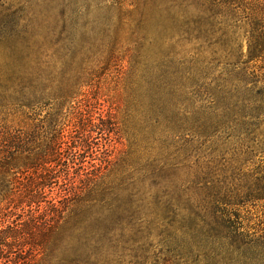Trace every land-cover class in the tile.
I'll return each mask as SVG.
<instances>
[{
    "label": "trees",
    "instance_id": "trees-1",
    "mask_svg": "<svg viewBox=\"0 0 264 264\" xmlns=\"http://www.w3.org/2000/svg\"><path fill=\"white\" fill-rule=\"evenodd\" d=\"M5 1L0 0V17L8 19L0 20V264H146L154 240L173 260L186 261L193 248L206 254L224 246V234L238 243L229 213L220 209L243 201L244 192L264 196V168L261 175L241 178L234 169L225 175L221 163L231 152L240 164L264 125V74L249 72L250 63L264 55V5ZM21 16H48L59 25L60 31L45 34L48 62L22 59L18 42L39 35L20 38ZM238 32L246 54L236 46ZM120 55L130 88L125 116L137 121L142 141L133 161L111 159L107 148L120 141V123L108 111L93 117L83 93ZM208 55L235 61L208 82L213 75L197 60ZM48 106V118L33 123L34 113ZM65 107L71 110L67 116ZM252 109L258 112L251 115Z\"/></svg>",
    "mask_w": 264,
    "mask_h": 264
},
{
    "label": "rangeland",
    "instance_id": "rangeland-1",
    "mask_svg": "<svg viewBox=\"0 0 264 264\" xmlns=\"http://www.w3.org/2000/svg\"><path fill=\"white\" fill-rule=\"evenodd\" d=\"M14 0H6V6L11 4ZM258 2L264 5V0H257ZM13 4V3H12ZM25 18H16L17 21V31L24 32L20 38H31L39 35V39L36 41L30 39L26 42L21 40L18 42L19 52L21 53L22 59L25 62L35 61L37 58L44 62H48V37L45 38L46 32L48 29H56L60 31V27L55 26L53 21L48 19V16L33 17V16H21ZM0 20L7 22V16ZM43 33V34H42ZM242 32H238L234 39L237 41L236 46L242 47V53L246 54L247 45L243 38H241ZM232 47L237 54L238 47ZM28 48V49H27ZM40 51V54H35L37 51ZM217 57L200 56L198 57L199 68H204L203 71L208 72L209 81L214 78V75L217 76V72H221L225 65L233 63L235 60L228 61L224 56L215 60ZM225 60H224V59ZM2 60V59H0ZM152 61V60H151ZM225 63V64H224ZM250 66L253 67V70L249 69V72H253L254 75L261 77L264 71V55L261 59L256 62L250 63ZM128 64L126 60L121 59V55L115 62L111 63L106 70L100 71L97 78L93 79L92 85L88 88H85V96L88 98L90 104V111H92L93 117H96L97 114H102L106 111L111 112L114 117L120 123L122 129L121 139L117 141V138L114 142L107 148L111 153V159L116 158V161L123 160L125 157L129 161H133L136 157L140 155V147L142 146L140 128L137 124V121L131 116H125L126 109L128 107V93L130 88L128 85ZM84 98V97H82ZM80 98L79 100H81ZM73 105V104H72ZM65 107L63 109V116H67L70 109ZM51 106L38 109L34 114L33 123H36L37 120H42L48 118V115L51 114ZM250 113V109H248ZM258 111L252 109L251 115H255ZM37 119V120H36ZM21 125L25 127L24 120L21 118ZM28 122H25V124ZM24 129V128H21ZM264 125H262L257 131V140L254 144L250 145L248 152L245 156L239 157L241 163L236 162L235 153L229 152L225 154V150L219 147L217 148L222 154H225L224 158L226 159L223 165V171L225 175L232 176L234 169L235 174H240L241 178L245 175L256 176L260 173L263 174L261 170L264 168ZM260 134V136H259ZM130 143H135V146L130 147ZM225 149L230 150L233 146L224 145ZM238 151L236 152V154ZM220 164V165H221ZM221 167V166H220ZM237 173V170H239ZM244 192V190H242ZM255 191H251L249 197L246 193H243L244 200L235 205L233 208L223 207L220 210L228 212L230 215V223L233 226L232 231H236L240 236V241L236 244H231L228 235H223L227 237V240H223L225 243L224 246L220 247L218 244L214 246L212 252H196L193 248L192 256L186 261H177L173 260L171 256L167 253L166 247L159 245L157 241H151L149 244L151 249L145 255L147 259L146 264H264V196L253 198L255 196ZM235 194V193H234ZM248 196V197H247ZM246 197V199H245ZM251 198V199H250ZM225 233V232H223ZM229 245L232 247H243L245 250L243 253L233 252ZM170 260V261H169ZM169 261V263H167ZM146 262V261H145Z\"/></svg>",
    "mask_w": 264,
    "mask_h": 264
}]
</instances>
